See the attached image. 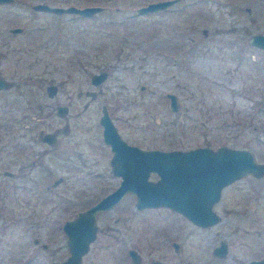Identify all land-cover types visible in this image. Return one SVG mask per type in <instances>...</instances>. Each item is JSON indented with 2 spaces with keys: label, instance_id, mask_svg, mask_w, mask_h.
<instances>
[{
  "label": "rangeland",
  "instance_id": "374dc122",
  "mask_svg": "<svg viewBox=\"0 0 264 264\" xmlns=\"http://www.w3.org/2000/svg\"><path fill=\"white\" fill-rule=\"evenodd\" d=\"M147 1L52 0L102 4L91 15L0 4V74L14 80L0 91V122L17 124L24 164L20 178L5 176L0 195V264L64 257V218L115 185L99 123L103 103L119 132L137 144L227 143L264 161V51L248 40L264 32V0H175L138 12ZM100 70L106 74L95 83L91 75ZM49 82L57 86L53 95ZM166 91L177 95V109ZM60 103L66 111L58 114ZM31 129H51L57 139L41 153ZM213 207L219 219L202 226L167 207L136 208L127 194L97 213L99 235L80 264H132L123 245L141 252V264L150 255L166 264H246L264 256V173L225 184ZM220 239L228 244L225 256L212 253Z\"/></svg>",
  "mask_w": 264,
  "mask_h": 264
},
{
  "label": "water",
  "instance_id": "95a60500",
  "mask_svg": "<svg viewBox=\"0 0 264 264\" xmlns=\"http://www.w3.org/2000/svg\"><path fill=\"white\" fill-rule=\"evenodd\" d=\"M174 1L148 0L139 4L136 10L138 12L158 10ZM34 6L56 13L72 12L80 15H91L102 9L100 3L63 5L37 2ZM12 28L15 30L20 27ZM248 40L264 51V32H252ZM105 74V70L94 71L91 80L99 82ZM11 83L10 79L0 75V87ZM56 87L53 82L47 83L48 95H52ZM88 91L92 93V90ZM166 94L169 96V107L177 109L179 102L177 95L173 91H166ZM55 111L58 114L65 112V104H57ZM99 122L102 125V137L110 144L112 150L109 157L111 171L121 178L114 188L63 222L62 227L69 236V254L63 259H51L50 264H79L82 253L87 250L89 241L95 236L96 211L112 206L126 191L135 193L134 205L137 208L167 205L194 223L204 226L219 219L220 215L213 204L219 199L225 184L247 172L255 176L264 173V161L257 160L253 152L244 146L219 143L215 146L196 144L173 148L142 147L128 142L120 135L104 103L101 104ZM42 138L51 142L53 133L47 131ZM151 171H155L158 176L149 178ZM58 179L60 177L55 178L53 183ZM174 243L177 245V241ZM227 250L225 239H220L212 248V252L219 256L226 255ZM128 252L134 261H138V253L134 248H129ZM246 263L264 264V256L251 257ZM151 264L161 263L153 260ZM187 264L194 262L188 261Z\"/></svg>",
  "mask_w": 264,
  "mask_h": 264
},
{
  "label": "flooded vegetation",
  "instance_id": "af4514ba",
  "mask_svg": "<svg viewBox=\"0 0 264 264\" xmlns=\"http://www.w3.org/2000/svg\"><path fill=\"white\" fill-rule=\"evenodd\" d=\"M37 2H45V3H48V4H57V3H53L52 0H0V4H3V3H22L24 5H27L29 7H32L34 8V11H42V12H52V11H47V10H44V9H39V8H36L34 6L35 3ZM15 26H19L20 28H17L15 30H13L12 27H15ZM24 27L21 26V25H10L9 26V30L10 31H14V32H17V31H21L23 30ZM1 76H3L2 74H0ZM4 77V76H3ZM6 78V77H4ZM8 79V78H6ZM12 81L11 84H9L8 86H2L0 87V91H3L5 89H7L8 87H10V85H12L14 83V80L13 79H10ZM89 90H92V93H90L88 91V93L90 94H93L94 91L93 89H89ZM54 94V93H53ZM52 94V95H53ZM169 97V96H168ZM169 101V100H168ZM66 106V105H65ZM34 117H37V115H35ZM100 123V122H99ZM30 122H25V126L29 127L30 126ZM101 124V123H100ZM17 124H12V123H9L7 128H8V132L6 133L5 129L6 128V125H5V122L4 123H1L0 122V195H1V192L3 191V189L7 186V183H6V177L5 176H8V178H13V179H16V178H20V176L22 175V167L24 166V164L21 162L20 160V150L18 149L19 145L21 144V138H20V135H21V132L18 130ZM102 126V125H101ZM116 126V125H115ZM63 128H65V130L67 129V127L64 125ZM62 128V129H63ZM117 128V127H116ZM64 130V131H65ZM118 130V129H117ZM52 132L53 133V138H52V141L49 142L45 139L42 138V136L44 135L45 132ZM119 132V130H118ZM120 133V132H119ZM120 135L125 139L127 140L128 142H131V143H135V142H132V141H129L128 139H126L121 133ZM28 136V135H26ZM30 140H35L34 137H36V139H38L42 145H40L41 147V150L40 152L42 153L43 151H46L48 149H50V147H52V144L55 143L56 139H57V133L55 131H52L51 129H39L37 132L33 131V129H31V132H30V135L28 136ZM107 143V142H105ZM137 144V143H136ZM109 147H110V144L108 143ZM142 147H152V146H146V145H141V144H138ZM153 146H156V145H153ZM158 147H162V148H173V147H178V146H169V147H163V146H158ZM111 150V149H110ZM7 153L9 154L8 156V161L10 159V156H13V159H12V166L11 164L7 163ZM112 153V150L110 151V153L108 154V156L110 157ZM109 157H108V161H109ZM110 164V163H109ZM111 169V167H110ZM115 174V173H114ZM117 176V179H116V183L114 186L110 187L109 189H107L104 193H102L99 197H101L103 194H105L107 191H109L110 189L114 188L119 180H120V175L118 174H115ZM158 176L157 173H155V171H151L148 175L149 178H156ZM60 177V176H59ZM15 181H12L10 183H14ZM53 183V181H52ZM127 194H132L134 196V201H135V193L132 192V191H126L124 192V194L120 197L119 200H117L112 206L108 207V208H105V209H100L98 211H96V214H95V221H96V224H97V228H96V232H95V236L92 240L89 241V244L90 242L94 241L97 239L98 235H99V231H100V224L97 222V213L99 212H104V211H107V210H110L115 204H117L121 198H123L125 195ZM98 197V198H99ZM97 198V199H98ZM95 199V200H97ZM94 200V201H95ZM92 201V202H94ZM92 202H90L89 204H91ZM89 204L85 205V206H82V207H78L73 214H69L67 215L63 222L66 220V219H70L72 218L76 212L79 210V209H82L86 206H88ZM154 207L156 206H162V207H167L171 210H175V211H178L174 208H171L167 205H152ZM145 207H149V206H144V207H141V208H145ZM137 208V207H136ZM179 212V211H178ZM181 213V212H180ZM182 214V213H181ZM0 215H1V209H0ZM123 218L119 217L118 215L115 216L114 220H121ZM62 222V224H63ZM61 224V226H62ZM199 225V224H198ZM63 229V227H62ZM64 231V241H65V244H66V254L64 257H61V258H58V259H63L65 258L68 254H69V243H68V232ZM113 232V233H112ZM112 236L113 237H117L119 235H117L116 233H114V231H112ZM120 239H124V235L121 234V238ZM36 240V239H35ZM175 241H177V245H175ZM157 244H159L161 241L160 240H156ZM219 242V241H218ZM217 242V243H218ZM170 245L172 246V248L177 252V251H180V242L174 238L170 239L169 241ZM152 244H154V247H155V241L152 242ZM43 246H45V243L43 242L42 243ZM228 245V244H227ZM214 246V245H213ZM89 247V246H88ZM228 247V246H227ZM129 248H134L136 250V252L138 253V261H134L133 258L131 257L130 253L128 252ZM213 248V247H212ZM89 249V248H88ZM152 250V249H151ZM150 250V251H151ZM84 253V252H83ZM82 253V255H83ZM213 253V252H212ZM227 253H228V250H227ZM122 254H126L127 255V258L130 259V263L132 264H141L142 262V257H141V252L134 246L132 245H123L122 246ZM82 255H81V260H82ZM219 256V255H218ZM225 256V255H223ZM251 258V257H250ZM51 260V259H50ZM81 260L79 262V264L81 263ZM153 260H158L161 264H166L165 260L162 259V258H159L157 255H150L148 258H147V262L143 263V264H151V261ZM188 262V261H187ZM186 262V264H187ZM193 262V261H192ZM246 263V261H245ZM247 264V263H246Z\"/></svg>",
  "mask_w": 264,
  "mask_h": 264
}]
</instances>
